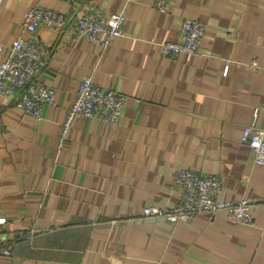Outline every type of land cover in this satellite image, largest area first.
I'll list each match as a JSON object with an SVG mask.
<instances>
[{
	"label": "crops",
	"instance_id": "1",
	"mask_svg": "<svg viewBox=\"0 0 264 264\" xmlns=\"http://www.w3.org/2000/svg\"><path fill=\"white\" fill-rule=\"evenodd\" d=\"M167 1L163 12L156 0H0V62L18 36L34 41L35 78L56 92L39 119L0 96V246L11 247L0 264H264V166L241 142L254 118L264 128V0ZM30 7L72 20L121 11L123 34L103 49L72 24L29 32ZM184 18L204 23L202 53L162 55ZM84 76L125 95L123 113L117 124L74 118L61 139ZM181 167L218 176L220 196L247 198L253 220L145 216L179 202Z\"/></svg>",
	"mask_w": 264,
	"mask_h": 264
},
{
	"label": "built area",
	"instance_id": "2",
	"mask_svg": "<svg viewBox=\"0 0 264 264\" xmlns=\"http://www.w3.org/2000/svg\"><path fill=\"white\" fill-rule=\"evenodd\" d=\"M76 5L78 0H67ZM155 8L166 12L167 0H156ZM124 15L119 12H107L99 8H88L74 20L68 15L51 8L30 7L22 13L21 22L25 30L34 32L40 25L64 29L72 24L76 34L82 35L107 48L112 41L123 34ZM206 32L204 23L199 19L184 18L180 23V37L176 41L161 44L162 55H192L201 51V39ZM2 46L0 45V53ZM43 66V53L34 41L21 35L9 45L0 62V96H12L14 105L36 119L41 117L43 104L55 105V89L36 80ZM226 65L223 73L227 71ZM125 95L114 88H105L84 76L71 103L66 119L60 131L63 139L72 119L77 117L95 118L110 124H117L123 113ZM241 142L253 151L255 163L264 166V128L255 124V118L242 128ZM174 183L180 188V200L171 207H152L143 209L147 217L165 219L172 223L187 222L198 213L215 215L224 211L236 223L247 224L252 219L250 202L246 198L226 199L220 196L221 183L216 175L203 174L192 168H179ZM5 217L0 214V226ZM0 254L11 255L10 246H0Z\"/></svg>",
	"mask_w": 264,
	"mask_h": 264
},
{
	"label": "rangeland",
	"instance_id": "3",
	"mask_svg": "<svg viewBox=\"0 0 264 264\" xmlns=\"http://www.w3.org/2000/svg\"><path fill=\"white\" fill-rule=\"evenodd\" d=\"M179 37H180V35H179ZM165 42V41H164ZM202 53V51H200V53L199 54H201ZM192 55H194V54H192ZM189 56H191V55H189ZM254 64H255V61H251L250 62V67H252V66H254ZM182 168V167H181ZM186 168V167H185ZM220 180V179H219ZM247 199V198H246ZM250 202V201H249ZM154 207H163V206H154ZM165 207H171V206H165ZM227 215V214H226ZM227 217L231 220V221H233V222H235L236 223V221H234L233 219H231L228 215H227ZM252 219H253V214H252Z\"/></svg>",
	"mask_w": 264,
	"mask_h": 264
}]
</instances>
